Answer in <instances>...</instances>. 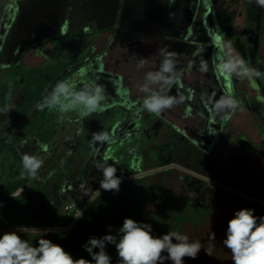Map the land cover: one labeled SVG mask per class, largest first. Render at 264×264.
<instances>
[{
	"label": "crops",
	"instance_id": "1",
	"mask_svg": "<svg viewBox=\"0 0 264 264\" xmlns=\"http://www.w3.org/2000/svg\"><path fill=\"white\" fill-rule=\"evenodd\" d=\"M38 3V0H0V234L17 231L23 239L28 237L33 246L42 238L50 239L69 251L76 249V237L82 232H91L96 219L104 215L106 201L102 203L100 198V193L104 190L100 188L102 172L98 170V165L116 167V175L121 178L122 185L129 178L132 184L141 181H137V178L134 180L135 176L146 174L147 179H151L152 172L165 169L169 164L164 165L163 161L162 164H155L143 159L145 141L142 137L145 133L140 124L141 115L137 122L132 118L131 121L126 120L136 110H140L142 114L141 107L128 110L117 108L102 118L98 117L99 111L87 117H81L77 111L67 114L56 111L58 117H54L49 109L41 111L37 108L59 81L75 79L77 88L93 82L92 71L83 64L85 54L82 51L85 48L93 51L91 47L94 44L88 41V32L95 21H99L98 29L109 25V9L105 4L96 8V15L87 23L69 24L66 19L58 21V18H54L55 7L65 6L67 1L54 0L50 7H46V15L50 19L43 23L44 29L36 40L41 42V46L28 51L23 63H19V49L25 37L26 19L23 18L25 14L30 17L36 11ZM144 6L138 12L130 8L127 17L130 19L136 15L138 20H132L143 28L148 25ZM114 10L115 13L121 11L118 3ZM103 19L104 23L100 22ZM157 27L162 29L164 25L160 22ZM144 58L141 52H137L124 68L146 86V63L138 67ZM77 65L80 67L68 71ZM81 69L86 72L83 78L78 76ZM35 72L40 77L34 79L32 75ZM20 79L24 81L23 84L19 83ZM247 105L249 110L261 113L258 105ZM6 106L12 108L8 113L3 111ZM261 120V134L253 132L252 128L248 134L237 131L238 129L235 132L229 131V143L226 141L210 157L190 146L183 147L186 148L183 154V148L180 149V156L174 161L182 172L192 171L205 182L209 178L210 185L224 188L213 209L199 206L193 198L195 192L188 197L182 195L189 208L184 210L185 214L194 209H202L229 220L235 211L241 209L236 203H251L256 204V207L259 204L264 208V119ZM87 122L98 123L101 130L108 133L111 142L99 141L91 151L79 154L78 146L82 145L81 135ZM107 122L108 127L105 126ZM125 132L127 140L116 142L115 133L123 136ZM40 145H47V151H42ZM24 153L36 155L43 160V166L38 171L42 179L32 178L27 173L21 175V156ZM138 156L142 170L134 172L137 170ZM253 158L259 159L256 164L252 161ZM229 174L236 177L233 184L228 182ZM83 181L87 187L95 184L99 191L93 188L86 189L85 192L79 191L78 184ZM16 184L18 186L15 190L8 189ZM132 184L130 189L138 193L136 186ZM143 187L146 191L147 186ZM202 187L199 186L196 192ZM70 204L73 208L65 209ZM218 205L220 208L223 205L225 211H215Z\"/></svg>",
	"mask_w": 264,
	"mask_h": 264
},
{
	"label": "flooded vegetation",
	"instance_id": "2",
	"mask_svg": "<svg viewBox=\"0 0 264 264\" xmlns=\"http://www.w3.org/2000/svg\"><path fill=\"white\" fill-rule=\"evenodd\" d=\"M66 1L65 6L55 7L54 18L58 21L66 19L69 24L92 20L101 4L109 9L107 23L113 26L98 29L99 21H95L88 32V41L95 45L91 47L93 51L86 48L82 51L85 54L83 64L92 71L93 80L96 79L94 71L99 74L103 70L107 74L103 76L100 73L96 84L104 88L109 103H116L104 106L98 112L100 118L117 108L128 110L141 107L142 110V100L146 95L141 91L143 84L123 70L134 54L141 52V56L145 57L149 73L160 70L164 52L175 53L172 59L179 83L173 84L166 92L178 100L181 96L184 99L159 116L142 110L140 124L145 133L142 137L145 141L142 149L144 161L161 163L168 155L177 159L180 149L185 146L210 157L216 149L225 145L229 131L238 129L248 134L252 128L253 132L262 133L264 78L239 79L233 75L229 82L219 75L216 72L219 49L213 42V36L220 35L225 42H230L233 55L264 73V7L257 5L255 0ZM38 2L36 11L30 17L25 14L23 18L26 19L25 37L19 49V63H23L28 51L41 46V42L36 40L44 29L43 23L49 18L46 10L54 0ZM117 3L121 11L115 13ZM143 5L148 23L145 28L133 21L138 20L136 15L127 19L130 8L138 12ZM170 13L174 14L172 18ZM100 22L104 23V19ZM160 22L164 25L162 29L157 27ZM138 29L145 30V36L135 35L133 31ZM101 36L102 40H107L98 42ZM202 62L207 64V71H201ZM145 85L152 90H162L161 85L148 80ZM229 87L239 103L235 111L229 110L230 119L221 120L219 115H214L213 108ZM247 103L258 105L261 113L249 110ZM257 160L252 159L255 164ZM229 175L228 182L233 184L236 177Z\"/></svg>",
	"mask_w": 264,
	"mask_h": 264
},
{
	"label": "clouds",
	"instance_id": "3",
	"mask_svg": "<svg viewBox=\"0 0 264 264\" xmlns=\"http://www.w3.org/2000/svg\"><path fill=\"white\" fill-rule=\"evenodd\" d=\"M255 3L264 7V0H255ZM169 16L172 18L174 14L170 13ZM213 42L219 49L216 56L218 61L216 72L219 75L224 76L229 82L233 75L239 79L264 78V73L249 67L243 58L233 55L230 42H225L220 35H214ZM163 55L160 70L146 74V79L152 84L161 85L162 90L141 87V91L146 93L142 100V110L157 116L184 99L182 96L178 100L167 95L166 90L179 83V75L174 72L172 57L175 53L164 52ZM145 63L146 60L142 59L138 67ZM201 71H207L206 63L202 62ZM85 75L84 69L78 73L81 78ZM105 101L102 86L91 82L77 88L75 79H70L57 82L37 108L41 111L45 108L55 110L61 114L77 111L81 117H87L94 112L102 111ZM238 103L232 88L229 87L227 93L215 102L214 115H219L221 120L230 119L229 110L235 111ZM10 110H12L10 106L3 109L5 113ZM93 141L111 142L106 132L94 134ZM40 147L42 151H47V145ZM21 162L23 167L21 175L27 173L32 178L37 176L44 163L36 155L28 153L22 154ZM98 170L102 172L100 188L104 191L118 192L122 181L116 175L117 168L111 165H98ZM208 182L210 183L209 178ZM222 243L231 253L232 264H264V215H255V210L251 208L235 211L227 222ZM109 246L115 248L116 264H165L166 261H170L171 264H185V258L194 260L203 249L199 240H190L187 234L171 231L154 235L151 224L126 217L115 233L112 227L108 226V231L104 235L90 236L86 240L82 247L90 259L74 258L60 244L50 239L42 238L33 246L17 231L4 232L0 234V264H113V257L107 250ZM205 252L211 255L209 251Z\"/></svg>",
	"mask_w": 264,
	"mask_h": 264
},
{
	"label": "rangeland",
	"instance_id": "4",
	"mask_svg": "<svg viewBox=\"0 0 264 264\" xmlns=\"http://www.w3.org/2000/svg\"><path fill=\"white\" fill-rule=\"evenodd\" d=\"M32 77L36 79L40 77V75L35 72ZM19 83L23 84L24 81L20 79ZM50 112L55 115L54 117H58L56 116L55 110H52ZM140 115V110H136L126 120L128 121V119L130 120L132 118L137 122L140 119ZM105 126L108 127L109 122H107ZM137 131H140L139 127L137 128ZM102 132L103 131L101 130L98 123L87 122L86 127L81 135L82 145L78 146L79 154H82L86 151H91L93 147L95 148L99 141L94 142L93 136L94 134ZM126 132L123 136L122 134L120 135L118 133H115L116 142H124L125 140H127L128 137L126 136ZM184 150L186 151V148L181 149L182 154ZM137 162V170H135L134 172L142 170L140 165V156H138ZM163 164L169 165L165 167V169H158L152 172V174L150 175L151 179H147L146 174L143 176H135V178L133 177L134 180H141L139 182H136L137 184H132L133 182L129 178L126 180L125 184L120 185V189L118 192L102 191V193H100V198L103 201L102 203L106 201V206L104 207L103 212L104 215L99 219H96V222L94 223V225H92L93 230L91 232H82L79 237H76V241L74 242V246L76 249L69 250L68 252L71 253L74 258L84 257L85 259H90L88 253L85 252L82 247L86 240L90 236L100 237L104 235L108 231V226H111L113 233H115V231L122 225L123 220L126 217L132 218L137 222L151 224L154 235H162L164 233L170 232L171 230L175 231L179 226H182V230L180 229L181 232L186 231L187 233H189L194 229L193 223L196 224L199 220H201V223L205 228H208L205 226V224L209 219L207 217H202L203 213H208L207 210L201 209L199 211H196L194 209L192 210V212H187L185 214L184 210L187 211L189 210V208L186 199H184L182 195L188 197L190 193L193 194L195 192L193 198L196 200L199 206L206 209L212 207L213 209V206L217 203V200H219L220 192H224V188L218 185H210L208 181L205 182L202 180V178L199 179L192 171L182 172L180 169L181 167H178L174 159L171 158V155L164 157ZM71 165L72 164H70V166ZM35 178L42 179V176L40 173H37V176ZM100 179H98V181ZM131 184L133 186H136L138 193H136L133 189H130ZM78 185L79 191L83 192H85L86 189L91 190L92 188L93 190H96L98 187L95 186V184L91 185V187H87L85 181L80 182ZM144 185L147 186L146 191L143 187ZM199 186L203 187L198 192H196ZM143 195H146V197H141ZM89 205L90 203L88 204V207ZM236 205H238L239 208L246 207L254 209L255 215L257 216L264 215V208L259 204H257V207L256 204L251 203H236ZM247 205H249V207ZM221 206L222 208H220V205L216 206L215 211H219L220 209H223V211H225L224 206ZM187 214H191V216L188 217ZM188 220H191V222ZM185 221H188L186 223V227H184L183 225ZM212 226L213 225H211L210 227ZM198 235L199 234L197 233L192 234L190 240H199L203 245V249L205 251H209L211 255L206 254V252L202 249L196 259L193 260L190 258H185V264H232L230 251L228 250L227 255L224 256V254L220 252L218 248H216V238H210L212 248H209V250H207L206 244L202 242ZM26 239L29 240L28 237ZM107 250L113 257V264H116L117 256L115 248L113 246H109ZM219 255L221 257L218 258ZM165 264H171V262L166 261Z\"/></svg>",
	"mask_w": 264,
	"mask_h": 264
},
{
	"label": "trees",
	"instance_id": "5",
	"mask_svg": "<svg viewBox=\"0 0 264 264\" xmlns=\"http://www.w3.org/2000/svg\"><path fill=\"white\" fill-rule=\"evenodd\" d=\"M17 184L12 186V187H9L8 189L10 191H13L17 188ZM202 217H207L209 220H207L205 226L208 227V228H205L204 225L201 223V220L198 221V223H193V231L192 232H189L187 233L186 231H183L181 232L180 229L182 228V226H179L178 228H176L175 231L177 232H180V233H183V234H187L190 237H192V234H199L198 236L200 237V239L202 240V242L204 244H206V249L209 250V248H212L211 247V239L213 237V233L215 234V238H216V241H215V245H217L216 248H218V250L220 252H222L225 255H227L228 253V249H226L222 243L223 239H224V236H225V232H226V228H227V222L228 220L213 213V212H210L208 211L207 214L203 215ZM191 222V220H188ZM188 221H185V223L183 224L184 227H186V223ZM209 221V222H208ZM193 222V221H192ZM213 225L212 227H210L211 225ZM214 229V230H212ZM182 230V229H181ZM171 231H174V230H171ZM170 231V232H171ZM190 233H191V236H190ZM221 254V253H220ZM221 257L220 255L218 256V258Z\"/></svg>",
	"mask_w": 264,
	"mask_h": 264
},
{
	"label": "water",
	"instance_id": "6",
	"mask_svg": "<svg viewBox=\"0 0 264 264\" xmlns=\"http://www.w3.org/2000/svg\"><path fill=\"white\" fill-rule=\"evenodd\" d=\"M113 25H111V24H109V25H107L106 27H104V29H109V28H111ZM134 33H136L135 35H139V36H141V37H143V36H145V33L144 32H142V31H140V30H134L133 31ZM105 40H107L106 38H104ZM103 39V40H104ZM102 40V36L101 37H99V40H97L98 42L100 41H103ZM75 67H80V65H77V66H73V67H71V68H69L68 69V71L69 70H71V69H73V68H75ZM123 70H125V68L123 69ZM100 71V70H99ZM101 75H103V76H106L107 74L103 71V70H101ZM99 73V74H100ZM96 71H94V77L97 79V76L99 75ZM96 79H94L93 80V82H95L96 83ZM22 80H24V77H22ZM114 104H116L115 102L114 103H109V101H108V98L106 97V101L104 102V106L105 107H109V106H111V105H114ZM113 113V112H112ZM111 116H114V114H111Z\"/></svg>",
	"mask_w": 264,
	"mask_h": 264
},
{
	"label": "built area",
	"instance_id": "7",
	"mask_svg": "<svg viewBox=\"0 0 264 264\" xmlns=\"http://www.w3.org/2000/svg\"><path fill=\"white\" fill-rule=\"evenodd\" d=\"M71 208H73V205L72 204H70L68 206H65V209H71Z\"/></svg>",
	"mask_w": 264,
	"mask_h": 264
},
{
	"label": "snow or ice",
	"instance_id": "8",
	"mask_svg": "<svg viewBox=\"0 0 264 264\" xmlns=\"http://www.w3.org/2000/svg\"><path fill=\"white\" fill-rule=\"evenodd\" d=\"M217 39H219V37Z\"/></svg>",
	"mask_w": 264,
	"mask_h": 264
}]
</instances>
